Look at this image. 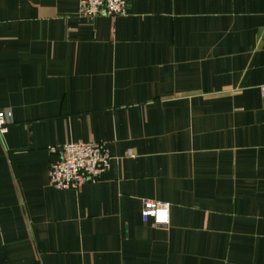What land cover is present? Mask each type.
Masks as SVG:
<instances>
[{"label":"crops","instance_id":"0c3cea01","mask_svg":"<svg viewBox=\"0 0 264 264\" xmlns=\"http://www.w3.org/2000/svg\"><path fill=\"white\" fill-rule=\"evenodd\" d=\"M80 7L0 0V264H264V0ZM67 141L103 179L50 185Z\"/></svg>","mask_w":264,"mask_h":264},{"label":"built area","instance_id":"2783aa9c","mask_svg":"<svg viewBox=\"0 0 264 264\" xmlns=\"http://www.w3.org/2000/svg\"><path fill=\"white\" fill-rule=\"evenodd\" d=\"M79 15L93 19L99 15L118 17L125 15L130 0H79ZM7 113L0 111V134L9 129ZM51 152L56 154L49 171V183L57 189L82 188L86 183H94L104 178L111 166V154L107 143L97 141H67ZM133 156L132 153H130ZM141 217L144 222L168 225L170 203L144 198L141 201Z\"/></svg>","mask_w":264,"mask_h":264}]
</instances>
